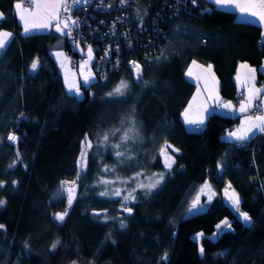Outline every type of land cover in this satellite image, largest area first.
I'll list each match as a JSON object with an SVG mask.
<instances>
[{
    "label": "trees",
    "instance_id": "1",
    "mask_svg": "<svg viewBox=\"0 0 264 264\" xmlns=\"http://www.w3.org/2000/svg\"><path fill=\"white\" fill-rule=\"evenodd\" d=\"M15 1L0 0V30L13 33L0 51V199L5 201L0 264H264V134L233 142L223 134L237 124V116L211 112L199 129L181 118L195 87L185 76L193 60L212 63L221 99L241 101L235 69L240 61L263 62L260 27L207 0L176 9L169 8L170 1L135 0L118 24L144 22L140 32L132 30L133 47L118 69L82 86L77 99L67 92L52 54L72 52L69 38L55 29L25 35ZM148 39L154 43L146 46ZM128 57L140 59L141 81L125 66ZM37 58L39 67L32 72ZM121 80L128 83L125 94L110 97ZM257 81L264 82L260 71ZM10 133L17 142L7 139ZM125 133L129 139L122 141ZM85 134L93 148L81 171ZM105 134L109 140L101 143ZM166 144L175 160L171 169L161 155ZM117 151L123 155L117 157ZM160 174L164 180L151 191L139 186ZM69 180L76 181L71 208L61 189ZM205 181L215 192L211 202L185 214ZM229 183L241 210L252 217L250 225L223 199ZM118 188L120 196L113 195ZM129 193L134 199L125 201ZM66 209L65 219L56 221L54 214ZM224 218L232 230L211 238ZM198 232L203 237L197 238Z\"/></svg>",
    "mask_w": 264,
    "mask_h": 264
},
{
    "label": "snow or ice",
    "instance_id": "2",
    "mask_svg": "<svg viewBox=\"0 0 264 264\" xmlns=\"http://www.w3.org/2000/svg\"><path fill=\"white\" fill-rule=\"evenodd\" d=\"M29 3L30 7L33 8V11H29L28 9L24 8L21 3L15 4V9L17 10V14L19 16L20 21L23 22V32L25 35H28L33 30L37 29H48L52 26L53 21H55V30L56 32L61 33L62 35H67L69 37L72 36L73 28L78 27V20L72 19L71 15L61 18L60 13L63 11L65 13H70L71 9L74 8L78 4H86L88 0H72V4L68 3V0H56V2H49V3H40L39 0H26ZM123 3L124 0H121ZM179 2V0H178ZM211 2L220 7H228L232 6L237 9L240 13L250 15L255 17L261 25H264V0H211ZM192 5H197V0H191ZM43 10V11H42ZM207 11V10H206ZM4 18L3 13H0V20ZM13 33L9 31H0V51H3L8 47L10 42L12 41ZM56 58L60 61V67L64 68L65 63L64 61L67 60V57L64 56L63 52H57L55 54ZM107 56V53H106ZM63 57V59H61ZM93 60V49L91 46H88L87 49V60L81 64V77L82 83L77 81L76 79H69L67 72H65L64 76V83L68 93L72 94L75 98H80L83 95L81 88L83 86L84 89L89 88L92 86V82L95 79L94 75L91 73L89 65ZM39 59H34L31 63V71L36 72L39 67ZM130 64L135 72V78L137 81L142 80V73L143 69L142 66L136 62L131 61ZM193 66L202 67L197 65L196 61L192 62ZM242 68L248 69V77H246L244 86L247 87L249 83H252V87L247 88V96L243 99V101L239 105V109L234 108L233 104L229 102H224L220 99L218 93L213 95V91L207 88V78L204 77L205 81V91H208L209 95L207 97L208 100H213L215 105L219 108H223L228 110L229 112H236L242 114L249 113L253 108L256 109L257 112L261 114L258 115H245L244 119L241 122V125L233 131H229L226 133V136L231 141L236 142H244L248 141L255 135L256 132L264 133V88H257L255 87L254 81L256 79V69L250 68L248 65L244 64L241 65ZM212 66L209 65L207 69L204 71L211 74ZM85 69H88L87 73ZM189 77L193 76L192 68L189 67L187 73ZM75 75V74H73ZM197 81L202 79V77H196ZM212 79L214 80L215 77L212 75ZM237 80L239 81V76H237ZM128 88V83L126 81L121 80L113 92L109 93L108 95L114 96H123L125 94V90ZM200 89L199 84L197 86V94L193 96V100L189 103L188 108L182 113L185 124L188 125H203L205 123V113L209 111V106L206 103H203L199 110L193 113V107L196 104L197 100L200 98ZM23 116V113H21ZM115 133H113L114 135ZM9 141L13 143L18 141V137L10 133L7 136ZM122 141H127L129 136L127 133L121 138ZM109 140V136L107 134L103 135V139L101 143H107ZM114 148L119 149L120 145H113ZM171 145L165 146V148L161 149V155L164 157V165L167 169H171L173 164H175V160L172 156L168 155L167 148H170ZM93 148V144L91 140L88 139V134H85V140L82 141V152H81V159L78 161L80 164L81 171L84 170L86 167V160L89 154V150ZM179 149H173V152H178ZM123 153L120 151L116 152V156L120 157ZM15 163V162H14ZM11 167V166H10ZM218 168H223L222 164H218ZM106 171L108 169H105ZM79 175V174H78ZM139 175V173L137 174ZM164 180V175L160 174L158 178L154 180V182L149 183L148 185H139L140 187H146L149 191L156 188L161 182ZM103 183H111L110 181H102ZM15 183V182H13ZM0 186H2V182H0ZM61 189L63 192L67 193V205L68 208H71L73 201L75 199V192H76V181L68 182L62 181L61 182ZM120 191L115 190L113 195L120 196ZM101 196H107L108 192H101ZM200 195H207L208 202H211L215 193L212 191V186L205 181L204 185L200 189ZM200 195H197L195 200L192 202V205L189 209V212L196 211L199 207H203L200 204ZM224 195L227 197V200L230 201V206L232 209L238 214V219L242 220L246 225H250L252 221V217L249 215L248 212L241 211V198L239 194L232 189L231 184L229 183L227 187L224 189ZM125 201L130 199H134L131 193L123 198ZM5 203L4 200L0 199V206H3ZM129 215L132 213L131 208H124ZM68 215L67 209L64 212H58L54 214V219L56 221H63L65 217ZM95 215L99 216L100 213H95ZM121 227H124L123 222H121ZM4 225H0V229H3ZM218 230L217 233H214L213 236L215 237L218 234H221L225 231H231L232 225L229 223L227 219L221 221L219 224L216 225ZM203 233H198L197 238L203 237ZM57 243L52 245L53 249L57 247ZM201 255L204 254V247L201 246L199 249ZM164 259H167V254H165Z\"/></svg>",
    "mask_w": 264,
    "mask_h": 264
},
{
    "label": "built area",
    "instance_id": "3",
    "mask_svg": "<svg viewBox=\"0 0 264 264\" xmlns=\"http://www.w3.org/2000/svg\"><path fill=\"white\" fill-rule=\"evenodd\" d=\"M22 5L25 7H30L26 0H21ZM135 0H88V3L78 4L71 9L70 13L63 12L62 17H66L69 14L72 19L78 20V27L73 28L72 36L69 37L71 51L67 52V60L64 61L65 65L73 66L78 65V61L82 62L85 60L87 54L88 46L93 49V60L89 68L91 73L95 77H102L108 70L118 69L121 66V61L124 59V52L127 49H131L134 45L132 38V30H137L140 32L144 28V22L142 20L137 21V23L127 24L123 28H118L120 22H124L127 18L128 13L125 11ZM164 3L170 1L169 8H178L185 6L197 7V5H192L191 0H162ZM71 5L72 0H68ZM115 10L117 13H113ZM104 13L112 14L111 18H105L102 16ZM156 28L154 27L153 30ZM146 46L153 42V39H148L144 42ZM98 52H95L97 51ZM74 52L77 55H74ZM107 53V56H106ZM112 57V58H111ZM107 59L110 63L107 62ZM131 61L138 62L141 66L142 63L137 57H128L125 59L124 63L132 72L133 68L130 64ZM257 112L253 108L249 114L256 115ZM193 129H199V125H193Z\"/></svg>",
    "mask_w": 264,
    "mask_h": 264
},
{
    "label": "crops",
    "instance_id": "4",
    "mask_svg": "<svg viewBox=\"0 0 264 264\" xmlns=\"http://www.w3.org/2000/svg\"><path fill=\"white\" fill-rule=\"evenodd\" d=\"M209 2H211V0H207ZM40 3H49V2H56V0H39ZM16 3H21L22 4V1L21 0H16L14 3H13V10L15 12V16L18 20V22L21 24L22 26V31H23V22L20 21L19 19V16L17 14V10L15 9V4ZM212 3V2H211ZM215 5V4H214ZM217 8L219 9H222V10H227V11H231L233 13H235L236 15V18L238 20H241V21H249V22H252V23H255L257 24L260 29H261V41L263 42L264 44V25H261L259 23V21L255 18V17H252L250 15H247V14H243V13H240L237 9H235L234 7L232 6H228V7H220V6H217L215 5ZM24 8L28 9L29 11H33L34 9L31 8V7H25ZM43 11V10H42ZM1 13V11H0ZM62 13L63 11L60 13L61 15V18H62ZM50 29H55V21H53L52 23V26H50L48 29H37V30H33L32 32H45V31H48ZM0 31H8V30H0ZM10 32V31H9ZM12 33V32H11ZM195 61V60H193ZM191 61L186 70H185V76L188 80H190L191 82L194 83L195 87H194V90H193V93L189 99V101L187 102L186 106L183 108V110L181 111V118L184 122V118H183V115L182 113L185 111L186 108H188V105L189 103L192 102L193 100V96H195L197 94V86L199 84V89H200V98L197 100L196 104L194 105L193 107V113H195L196 111L199 110L200 106L203 104V103H206L208 106H209V111L207 113H205V119L206 117L211 113V112H218L220 114H223V115H228V116H237L238 117V122L237 124L231 128V129H228L225 131V133L223 134V138L225 140H228V141H231L227 138L226 136V133L229 132V131H233L235 130L236 128H238L240 125H241V122L242 120L244 119V116L245 115H250L249 113L247 114H242V113H239L238 111L236 112H229L228 110L226 109H223V108H219L215 105L214 101L213 100H208L207 97L209 95L208 91H205V81H204V77L207 78V88L209 90H212L213 91V95H216L218 93L220 99H221V96H220V93H219V79L214 71V68H213V65L212 63H200L198 61H196L197 65L199 66H202V67H196V66H193L192 62ZM248 65L250 68H254L256 69V79L254 81V84H255V87L257 88H264V82H261L259 83L257 81V72L260 71L262 74H264V60L263 62L259 65V66H254L252 64H250L249 62L247 61H240L238 62L237 66H236V69H235V74H234V79H235V82H236V86L239 90V92L241 93L242 95V98H241V101L238 103V104H234L231 100H223L224 102H231L234 106V108L236 109H239V105L240 103L243 101V99L247 96V88L248 87H252V83H249L247 85V87L244 86V81L246 79V77H248V69L247 68H242L241 65ZM211 65L212 68H211V74L205 72L204 70L208 68V66ZM58 67H59V71L60 73L62 74V77H63V69L64 68H61L60 67V64L58 63ZM189 67L192 68V72H193V76L189 77L186 73L189 69ZM212 75H214L215 79L213 80L212 79ZM237 76H239V81L237 80ZM196 77H202V79H200L199 81H197ZM64 80V78H63ZM81 83H82V77L81 79L79 80ZM264 98V97H262ZM258 114H261V113H257L256 115ZM185 124V122H184ZM188 128H191L193 125H188V124H185ZM199 126H202V125H199ZM258 134H264V133H259V132H256L255 135H258ZM253 137V136H252ZM233 142H236V141H233Z\"/></svg>",
    "mask_w": 264,
    "mask_h": 264
},
{
    "label": "rangeland",
    "instance_id": "5",
    "mask_svg": "<svg viewBox=\"0 0 264 264\" xmlns=\"http://www.w3.org/2000/svg\"><path fill=\"white\" fill-rule=\"evenodd\" d=\"M57 52H63L64 53V56L66 55V53L64 52V50H56V51H53L52 52V54H53V57L55 58V60L57 61V63H59L60 64V61L56 58V56H55V54L57 53ZM66 57V56H65ZM61 59H63V57L61 58ZM85 60H87V54H86V56H85ZM84 60V61H85ZM84 61H82V62H79L78 63V65H76L77 67L76 68H71V67H69L68 65H65V67H64V69H63V78H64V76H65V72H67V74H68V77H69V79L71 80V79H76L77 81H79L80 79H81V75H80V73H81V64L82 63H84ZM90 66V65H89ZM87 71H88V69H85V72L87 73ZM73 74H75V75H73ZM64 85H65V83H64ZM66 88V87H65ZM167 150V149H166ZM167 153H168V155H170L171 156V154L169 153V151L167 150ZM80 159H81V154H80V157H79V161H80ZM80 165V164H79ZM81 168V167H80ZM72 181H74V180H69L68 182H72ZM205 183V182H204ZM204 183L202 184V185H200L199 187H198V189H197V191H196V193H195V196L190 200V203H189V206H188V209L186 210V212H185V214H188V213H194V212H197V211H199V210H202V209H204L205 208V206L207 205V203H208V200H207V195H200V189H201V187L204 185ZM125 184V182L123 181V185ZM227 186H225L223 189H222V192H221V194H222V197H223V199L225 200V202H227L228 203V205L230 206V201H228L227 200V197L224 195V189L226 188ZM117 190H119L120 191V188H118ZM212 191H213V189H212ZM214 192V191H213ZM215 193V192H214ZM197 195H200V204L201 205H203V207H199L196 211H192V212H189V209H190V207H191V205H192V202L195 200V198L197 197ZM231 207V206H230ZM232 208V207H231ZM234 211V210H233ZM242 211V210H241ZM235 212V211H234ZM238 215V214H237ZM226 218H224V219H222L221 221H223V220H225ZM221 221H219L217 224H219ZM218 232V230H217V228H215V230L212 232V234L210 235V237L211 238H216L217 237V235L214 237L213 236V234L214 233H217ZM198 233H201V232H198ZM197 233V234H198ZM197 234H196V237H197ZM70 264H75L74 262H72V263H70Z\"/></svg>",
    "mask_w": 264,
    "mask_h": 264
},
{
    "label": "water",
    "instance_id": "6",
    "mask_svg": "<svg viewBox=\"0 0 264 264\" xmlns=\"http://www.w3.org/2000/svg\"><path fill=\"white\" fill-rule=\"evenodd\" d=\"M132 77H133V80L136 82V78H135V72H134V69H133V73H132Z\"/></svg>",
    "mask_w": 264,
    "mask_h": 264
}]
</instances>
